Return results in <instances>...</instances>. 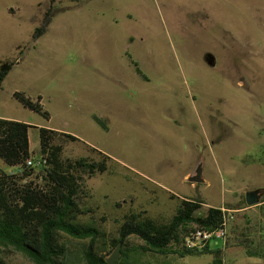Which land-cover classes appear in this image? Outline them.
Masks as SVG:
<instances>
[{
  "label": "rangeland",
  "instance_id": "rangeland-1",
  "mask_svg": "<svg viewBox=\"0 0 264 264\" xmlns=\"http://www.w3.org/2000/svg\"><path fill=\"white\" fill-rule=\"evenodd\" d=\"M5 61L14 65L0 90V118L35 126L34 158L42 127L80 139L57 141L64 160H100L93 148L111 158L105 173L86 177L89 196L81 199L105 232L99 255L115 251L110 240L130 211L167 222L181 199L203 201L205 213L250 191L264 195V0H0ZM15 92L41 97L50 118ZM0 167L16 171L1 159ZM199 172L203 182L192 183ZM59 237L74 254L70 264H85L88 241ZM143 244L132 236L128 246ZM136 256L139 264L214 260ZM0 264L36 263L2 246Z\"/></svg>",
  "mask_w": 264,
  "mask_h": 264
},
{
  "label": "trees",
  "instance_id": "trees-1",
  "mask_svg": "<svg viewBox=\"0 0 264 264\" xmlns=\"http://www.w3.org/2000/svg\"><path fill=\"white\" fill-rule=\"evenodd\" d=\"M44 30H38V35ZM13 65L9 61L0 63V90ZM14 97L25 107L50 118L40 103L41 97L37 102L20 92H15ZM95 120L107 128L101 118L95 116ZM31 127L35 126L0 118V159L9 168L16 169L8 173L0 167V248L12 247L36 264H70L74 254L60 241L59 236L64 233L73 239L88 241L82 254L85 264H108L95 248L105 232L101 224L94 221L93 211L82 207L81 199L85 194L89 196L83 188L86 177L105 173L111 158L93 148L91 150L102 157L100 160L87 157L64 160L62 146L57 141L80 139L42 127L39 129L40 156L46 162L39 168L28 167L27 163L34 158L29 138ZM36 169H41V175L32 178ZM203 205L201 200L181 199L167 222L148 216L146 211H130L123 217L116 237L110 240L111 248L121 245V258L114 264H139L136 254L148 252L180 258L209 253L214 256L213 264H222L225 249L207 246L201 252H190L181 246L193 225L215 228L223 223L224 213L220 207H208L205 213H199ZM132 236L144 244L129 247Z\"/></svg>",
  "mask_w": 264,
  "mask_h": 264
},
{
  "label": "crops",
  "instance_id": "crops-1",
  "mask_svg": "<svg viewBox=\"0 0 264 264\" xmlns=\"http://www.w3.org/2000/svg\"><path fill=\"white\" fill-rule=\"evenodd\" d=\"M220 208L236 213L235 219L228 222L229 240L226 244L224 243L222 264H264V195L262 191L259 193V202L255 205H248L246 197L242 195L233 201L225 202V205Z\"/></svg>",
  "mask_w": 264,
  "mask_h": 264
},
{
  "label": "built area",
  "instance_id": "built-area-1",
  "mask_svg": "<svg viewBox=\"0 0 264 264\" xmlns=\"http://www.w3.org/2000/svg\"><path fill=\"white\" fill-rule=\"evenodd\" d=\"M46 162V159L39 157L31 159L28 163V167L39 168ZM224 216L223 223L215 228H205L199 225H195L193 230H191L183 239L181 246L184 250L190 252H201L210 246V242L216 239H222L225 244L228 240V222L235 218L234 212L225 208H221ZM264 235V233H263Z\"/></svg>",
  "mask_w": 264,
  "mask_h": 264
},
{
  "label": "water",
  "instance_id": "water-1",
  "mask_svg": "<svg viewBox=\"0 0 264 264\" xmlns=\"http://www.w3.org/2000/svg\"><path fill=\"white\" fill-rule=\"evenodd\" d=\"M190 181L192 183H201L203 182V179L201 177V173L199 172L197 175L190 177ZM259 190H255V191H250L246 194V202L248 205H255L259 202ZM120 244L115 248V251L108 257L106 258V261L108 264H114L121 252H120Z\"/></svg>",
  "mask_w": 264,
  "mask_h": 264
}]
</instances>
